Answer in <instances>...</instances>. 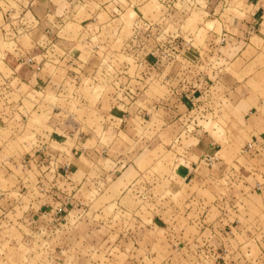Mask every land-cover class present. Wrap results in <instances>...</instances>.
<instances>
[{"label": "rangeland", "instance_id": "rangeland-1", "mask_svg": "<svg viewBox=\"0 0 264 264\" xmlns=\"http://www.w3.org/2000/svg\"><path fill=\"white\" fill-rule=\"evenodd\" d=\"M162 1L114 3L120 12L103 37L110 44L97 52L98 39L86 46L78 35L79 21L89 16L66 19L61 35L73 45L51 52L53 62L45 66L20 58L34 70L10 68L14 43L0 32V264H264L263 184L249 198L240 196L234 177L210 173L211 155L201 169L190 165L200 163L198 140L206 141L207 134L216 137L219 156L231 165L251 139L236 102L215 99V109L206 110L207 97L222 91L219 85L208 91L221 61L212 58L216 47L207 32L220 24L206 1ZM10 4L0 0V29ZM37 76H55L56 83H36ZM145 106L151 107L140 115L146 122L134 121L136 132L122 130L132 122L125 117ZM79 139H86L87 148L99 140L105 158L117 151L115 141L124 154L120 166L138 171L120 177V169L104 180L92 176L79 193L87 204L52 214L53 221L39 210L42 218L30 221L36 200L30 176L42 174L36 193L57 170L69 177L71 168H58L56 158L73 155ZM36 155L40 167L32 169ZM183 168L187 173L180 176L176 171ZM48 191L55 200L68 196L57 185ZM43 197L40 203L47 202Z\"/></svg>", "mask_w": 264, "mask_h": 264}, {"label": "crops", "instance_id": "crops-1", "mask_svg": "<svg viewBox=\"0 0 264 264\" xmlns=\"http://www.w3.org/2000/svg\"><path fill=\"white\" fill-rule=\"evenodd\" d=\"M15 1L18 3H15ZM63 1L66 3L65 7L63 6ZM117 1L119 0H14L15 6H11V0H5L6 3L10 4V8L6 9L3 14L5 25L0 29V32L8 44L14 43L13 53L8 52V56L12 59L14 58L9 63L10 68H13L16 72L18 70L23 71L25 68L28 69L27 67H31L34 70L33 66L19 62L20 58L25 57H32L37 64L42 63L43 66L51 64L49 62H53V60L51 61L48 57L51 52H53L54 56L58 49L73 45V43L67 42L66 37L61 35V32L65 30V27H63L65 20L76 21L78 16H82L85 13L89 17L84 16L79 21L82 25V30H80L78 35L86 38V46L91 44L95 39H98L94 41L98 45L94 47V52L104 48L103 44L109 45L110 41H105L103 37L104 33H107L105 32V27H113L118 17L116 12H120L117 9L115 10L116 12L113 10V5L114 3L117 4ZM202 1H206V3L212 5L213 11H209L210 9L208 8V14L217 19L220 24L219 30L216 28L217 26H214L207 32L213 40V47H216L212 58L221 61L217 80L214 82L215 84L213 83L210 86L208 91L210 92L214 86L218 85L222 91L212 93V95L207 97L206 110H209V107L211 110L215 109V106H211L210 103L216 104L215 99L222 101L221 103H224L225 100L236 102L240 107V112L244 114L243 118L248 119V123L243 131L251 139L244 140L243 146L231 160V163H233L231 165L226 161V158L219 156L222 149H220L221 147L216 137L207 134L208 138L206 141L202 142L204 138L198 140L200 147H198L197 156L200 158V163L197 165L193 161L190 165H192L191 167L196 166L198 169L201 164L205 163L206 156L211 155L214 158V162L208 168L210 173L225 175L229 180L230 177H234L233 179L238 182L239 186L238 189H235L237 190V194L240 196L245 195L249 198L250 194L254 195L253 193L258 192L255 190L257 185L261 183L264 188V0ZM126 2L133 6L132 0H126ZM161 5L163 7V3ZM103 14L108 17L106 19L108 23L100 21ZM113 33L117 34V31ZM70 35H73V33H70ZM24 41H30L29 46L25 45ZM83 41L84 39L80 44ZM125 44L126 47L124 49L128 50V44ZM216 52L217 54H215ZM53 66L55 68V64ZM36 70H38L37 67ZM54 78L55 76H48V79H43L37 76L34 80L36 83L44 84L45 82H52L55 84ZM188 107L190 108L189 104ZM145 110L151 111V107L149 109L148 106H145L143 111L139 110L130 117H125V121L129 118L132 122L126 121L122 130H125L129 134L136 132L137 126L134 121L138 120L140 122L142 120L146 122L145 118L140 116L141 114L148 113ZM119 120L122 121V119ZM85 140L79 139L78 144L75 145V150H73V155L59 154L58 158H56L59 161L58 168H62L68 164L69 168H71L70 173L74 178L70 177V173L69 177L63 178L61 171L57 170V174H51L49 177L50 183L47 182L48 186L44 187L45 193L43 192L44 189H40L37 190V195L34 190L35 186L38 187L39 178L42 177V174L39 173L35 179L33 175L30 176V194H36V200L32 199L33 201H31V212L29 214L32 215V218L30 221L36 218L33 221L35 223L42 217H45L46 221H53L52 214L56 216L57 212L62 215V213L67 214L73 211L74 208L83 203V200L81 201L80 199L85 198L82 195L83 193H79L83 187L88 185V180L92 176L96 175L95 178L97 180H104V178L113 177L114 171L119 173L120 169H122L120 177L130 171V169L138 171L133 165H128V167L124 165L120 166V163L124 161V154L118 152L119 146H116L115 141L111 144V147L112 149L116 148L117 151L115 152L114 150V156L111 154L105 158L101 155L103 151L101 152L98 149L103 146L99 140L95 141L94 144L90 142L92 146L88 148L84 145L87 143ZM230 155L232 156V154ZM40 157L41 155H36L31 160L32 169L40 167V163L38 162ZM225 157H228V154H225ZM234 163H237V165ZM185 167L187 168L188 165ZM73 170L74 172L72 173ZM176 172L182 173L180 175L182 176L184 173H187V170L183 168ZM47 175L48 173H45L43 176ZM249 178H252V181L248 180ZM52 180L53 183H51ZM54 185H57L61 189V192L66 193L68 196L63 197L61 195L63 198L60 197L59 200H55V197L51 194H46V192H49V188ZM58 194L60 195L59 192ZM4 195L6 194L4 193ZM40 196H45L43 198L47 202L40 203ZM53 200L56 202H53ZM68 201H70L69 205ZM39 210H41L40 214H43L42 217H37ZM55 216L54 218H56ZM48 224L49 222L46 223V225Z\"/></svg>", "mask_w": 264, "mask_h": 264}, {"label": "built area", "instance_id": "built-area-1", "mask_svg": "<svg viewBox=\"0 0 264 264\" xmlns=\"http://www.w3.org/2000/svg\"><path fill=\"white\" fill-rule=\"evenodd\" d=\"M31 58L27 59V61L30 63L31 62ZM250 147V146H249ZM210 159H212V157H210Z\"/></svg>", "mask_w": 264, "mask_h": 264}]
</instances>
